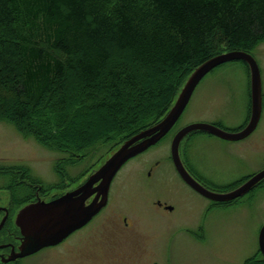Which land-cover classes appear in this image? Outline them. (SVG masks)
<instances>
[{
  "label": "trees",
  "instance_id": "16d2710c",
  "mask_svg": "<svg viewBox=\"0 0 264 264\" xmlns=\"http://www.w3.org/2000/svg\"><path fill=\"white\" fill-rule=\"evenodd\" d=\"M216 41L264 42V0H0V120L60 153L63 186L69 167L158 124Z\"/></svg>",
  "mask_w": 264,
  "mask_h": 264
},
{
  "label": "rangeland",
  "instance_id": "374dc122",
  "mask_svg": "<svg viewBox=\"0 0 264 264\" xmlns=\"http://www.w3.org/2000/svg\"><path fill=\"white\" fill-rule=\"evenodd\" d=\"M215 44L217 55L228 49L226 43L216 41ZM254 51L259 55L264 53V42L255 46ZM115 54L119 59H129L126 52L116 51ZM249 84L247 68L241 61L216 68L198 85L178 124L209 123L227 130L239 128L247 115ZM250 140L235 142L200 132L190 140L188 154L195 166L210 180L211 190L225 192L237 180L264 169V156L255 153ZM111 147L106 146L95 158L67 169L70 179L77 181L79 178L78 182H71L70 189L80 185L90 174L80 178L83 173L101 166L112 154ZM169 151L170 144H160L153 147L149 155L127 163L121 170L119 191L112 196L113 207L108 213L113 215L116 222L120 219L123 223V217L127 223H138L143 229L139 238L140 247L130 257V241H124V238H120L122 235H117L105 249L109 252L110 247L118 246V249H112L113 256L94 259L95 264H139L136 261L138 256L144 264H244L248 257L259 251V234L264 225V185L233 204L214 207L209 211L212 201L189 187H180L170 194L162 190L160 197H170L168 201L172 208H156L151 198L158 193H148L144 182L134 172L135 166L142 167L145 159L154 156L168 157ZM59 156L60 153L41 144L29 132L20 131L10 121L0 120V187L7 186L13 176L11 173L20 170L27 181L42 184L43 187L52 183L60 185L64 163L58 161ZM166 166L170 169L173 167L170 158L166 159ZM16 175L19 184L21 175ZM5 188H0V207L8 203ZM59 188L57 194L68 190ZM20 193L22 198L25 197V192ZM114 208L119 211L118 215H115L117 211ZM107 217L104 215L102 219H95L83 231L71 235L57 247L43 249L21 259L19 264H84L83 248L100 252L98 248L107 234L98 232L97 228ZM189 229L192 233L188 232ZM88 233L86 241L81 242ZM132 248L135 250L136 246Z\"/></svg>",
  "mask_w": 264,
  "mask_h": 264
},
{
  "label": "water",
  "instance_id": "95a60500",
  "mask_svg": "<svg viewBox=\"0 0 264 264\" xmlns=\"http://www.w3.org/2000/svg\"><path fill=\"white\" fill-rule=\"evenodd\" d=\"M235 60H243L251 68L253 113L249 126L242 131L231 132L208 123L189 125L181 130L175 138L172 152L176 166L183 178L206 197L223 202L235 200L249 193L264 179V170L235 190L227 193H216L201 186L188 174L179 155L181 140L193 130L206 131L227 140H241L249 136L255 129L261 110L262 80L260 70L257 62L250 54L242 51H232L213 57L200 65L189 77L179 98L165 119L160 124L127 140L84 186L52 202H38L24 208L17 219V224L23 235L20 252L12 254L4 262H10L32 255L43 248L58 245L74 231L85 226L106 205L112 181L120 169L130 159L155 145L170 131L184 113L196 88L207 74L216 67ZM94 195L96 196L93 201L87 204V201ZM4 224L5 220L0 225V231ZM259 248L264 255V226L259 235Z\"/></svg>",
  "mask_w": 264,
  "mask_h": 264
},
{
  "label": "flooded vegetation",
  "instance_id": "af4514ba",
  "mask_svg": "<svg viewBox=\"0 0 264 264\" xmlns=\"http://www.w3.org/2000/svg\"><path fill=\"white\" fill-rule=\"evenodd\" d=\"M251 55L255 58V60L257 61L260 71H261V76H262V89H261V110H260V117L258 120L257 125L255 126V129L253 130V132L247 136L244 139L241 140H232L235 142H243L246 141L247 139H251L250 140V146L251 148L255 151V153L257 155H260L262 157V155L264 156V53H260V55L258 53H256V51H254L253 53H251ZM244 65H246L247 71H248V76L251 80V71H250V66L247 63H243ZM247 97H248V104H247V115H246V119L245 122L236 129H233V131H242L244 129H246L250 122H251V118H252V113H253V89L251 86V81L250 84L248 86L247 89ZM181 119V118H180ZM179 119V120H180ZM179 121L173 126V128L169 131V133L163 137L155 146H158L160 144H170V151H169V156H154L151 157L149 159H145V162H143L142 167L141 166H135V173L137 175V177L144 182V186L146 187V190L148 191V193L151 192H155L158 193L157 195H155V197L151 198V202L152 205L156 208H165V209H170L171 204L169 203L168 199L170 197H160V194L162 190H165V194H170V193H175L176 191L179 190L180 187H189L191 188L193 191H195L196 193L204 196L203 194H201L200 192H198L196 189H194L190 184H188V182L182 177V175L180 174L178 168L176 167V164L174 162V159L172 157V144L174 139L177 137V135L181 132L182 129H184L186 126H188L189 124L180 126ZM192 124V123H191ZM202 131H192L190 133H188L180 142V147H179V153H180V159L181 162L184 166V168L186 169V171L198 182L200 183L202 186H204L205 188L211 190V188L209 187V181L208 179H206V177L204 176V174L200 171L199 168H197L195 166V162H193L192 157L188 154V149H189V142L190 140H192V138L195 137V135H197L198 133H200ZM153 146V147H155ZM147 150L146 152L138 155L137 157L133 158L132 160H130V162L132 161H136L141 159L142 157H145L147 155L150 154L151 149ZM171 159L173 167L168 168L166 166V159ZM129 162V163H130ZM123 169V168H122ZM264 169H261L258 172L263 171ZM12 171V170H11ZM133 171V170H132ZM258 172L251 174L248 177H243L240 180H237L236 182L233 183L234 187L230 188V189H235L239 186H241L242 184H244L249 178H251L252 176H254L255 174H257ZM16 171H13L11 174H13V176L11 177V181L8 183L7 188L5 187H0V188H5L6 193L8 195V203L7 205L1 206L0 208H2V210L0 211L2 218L0 219V221H2L3 219H5V224L4 227L2 229V232L0 233V262L2 261V258H7L10 257L12 253L18 252L19 251V247L21 244V240H22V236L20 233V230L18 229V227L15 225V221H16V217L18 215L19 210L23 207V203H30L33 201H37V200H42L45 197H49L50 195H54L52 196V198H55V194H53V189L54 190H60L59 187L61 188H68L69 187V183H65L63 186H58V183L56 184H50L49 187H43L42 184H38L35 182H31L28 183V181H26L22 176L19 177V184H18V177L16 175ZM83 176H85V173H83ZM122 181V176H121V171L118 173V175L116 176V178L114 179L111 189H110V194H109V200L107 205L101 210V212L91 221L89 222L84 228L77 230L76 232H74L72 234V236L74 234H78L81 231H83L90 223H92L95 219H99L104 216L107 215L108 217L102 221L101 226H98L97 231L98 232H105L107 235L105 236L104 240L102 243H100V247L98 248L100 250V252H96L91 248H83L82 253L83 256L85 257V260L83 261L84 264H88L89 262L91 264H95L94 259L97 260L98 259H108L109 255L113 256V252L112 249H118L119 247H110L109 248V252L106 251L105 249L110 246L111 244V239H113L114 237H116L117 235H122L120 236L121 239L124 238V241H130V245L128 246L129 251H131V255L130 257L134 256L135 253L138 251V248L140 247L139 244V238L142 236L143 234V229L138 225L137 222H132V223H127L126 221H124V218L122 217V221L119 219V221L116 222V220L112 217L113 215L108 213L109 209H111L113 207L112 204V196L114 195L115 192L119 191V184ZM26 184L27 186L31 187V189H33V194L32 196H29L27 198H21L19 199L17 194H18V190H19V185L21 184ZM264 185V180L261 181V183L256 187H262ZM14 186V188H13ZM50 188V189H49ZM159 188V190H158ZM255 188V189H256ZM160 191V193L158 192ZM205 197V196H204ZM207 198V197H206ZM209 199V198H207ZM211 200V199H209ZM212 203L210 205V208L208 209V211L211 208L214 207H222L227 202H216L214 200H211ZM115 209V208H114ZM116 210V209H115ZM117 213L115 215H118L119 211L116 210ZM111 223V224H110ZM108 231L112 232L113 234H110ZM148 234L150 233L149 230H147ZM188 232L192 233V230L189 229ZM91 233V232H90ZM129 234H132L134 236H128ZM75 235V236H76ZM4 237V239L2 240L1 237ZM70 236V237H72ZM89 236V233L82 238L80 241L81 242H85L86 238ZM69 239V238H67ZM79 241V243H80ZM136 243H138V245H135ZM140 243H142V241L140 240ZM81 244V243H80ZM58 246V245H57ZM57 246H53V247H57ZM132 246H136V249L134 250L132 248ZM50 247V248H53ZM104 250V251H103ZM98 254V255H97ZM32 256V255H31ZM29 257V256H28ZM139 257V256H138ZM138 257L136 258V261H138L139 264H144L143 262L140 261V259H138ZM23 259V258H22ZM21 261V259L9 262V263H14V264H19V262ZM98 262V261H97ZM9 263H4V264H9ZM135 263V261H134Z\"/></svg>",
  "mask_w": 264,
  "mask_h": 264
}]
</instances>
